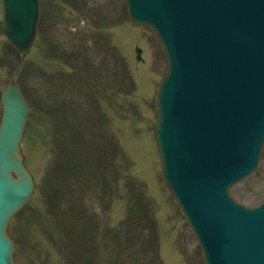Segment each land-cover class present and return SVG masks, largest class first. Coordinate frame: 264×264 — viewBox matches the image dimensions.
I'll return each mask as SVG.
<instances>
[{
    "label": "rangeland",
    "instance_id": "1",
    "mask_svg": "<svg viewBox=\"0 0 264 264\" xmlns=\"http://www.w3.org/2000/svg\"><path fill=\"white\" fill-rule=\"evenodd\" d=\"M64 1L69 2L68 0H42L38 39L35 48H32L26 56V65L23 63L19 73H17L18 63L15 52L5 39H0V90L4 89L7 81L15 76L31 104L30 127L26 133L29 139L28 142L24 141L23 149L27 157V164L26 162L25 164L31 174L34 173L35 187L30 201L13 216L8 225V234L14 242L13 259L16 264H103L102 259L105 260L104 264H137L140 259L142 264H148L146 256L140 257L132 249L144 245L147 236L145 226L139 223L135 227V224L128 221L123 227L127 230L125 234L113 233L114 230L109 227V213L105 223L100 206L89 197L87 186L82 185L84 181L88 187L93 184L86 181L87 168H98L103 165L102 151L97 145L89 143L92 130L99 131L101 127L99 129L92 126L91 118L96 116L93 114L96 110L90 108L91 98L82 92L84 88L82 80L86 77L92 79L88 76L90 73L93 74L92 70H98L101 73L102 54L97 48L92 50L95 45L93 40L90 42L91 48H88L86 42L81 44L79 37H76L73 42L65 38L66 41L63 43L56 41V32H52L51 29L56 23L51 22L48 13L51 18L53 14L47 8L55 12L59 3H63L74 17L73 19L69 17L72 25L77 19L81 20L80 14L85 13L78 7L66 5ZM81 1L83 2L79 4L87 5L88 11L100 8L95 0H88V4L85 2L87 0ZM116 6L119 7L121 17L128 20L123 0H116ZM111 7L110 4L101 7L104 9L103 16L111 14ZM94 17L97 22L99 18L96 15ZM88 20L92 26L95 24L90 16L84 19V23ZM115 22V27L110 26L100 34V42L103 47H106L109 39L111 42L114 39L120 44L126 65L119 68V78L124 80L125 88L130 89L131 76L138 88V94L147 95L152 90L151 81L155 86L165 71L163 54L149 31L140 29V32L149 40L148 47L146 39L128 22L118 19H115ZM97 24L99 23L93 26V31ZM53 41L54 44L56 41L62 47L59 57L54 55L52 44H48ZM49 47L51 49H48ZM136 47L142 50L144 60L142 66L136 63ZM150 49L156 60L155 73H153ZM77 54H80V57ZM86 65L91 72L87 73V70H90ZM54 70L59 71L60 75L51 74ZM44 71L47 75H44ZM152 73L154 79L151 80ZM43 75L49 78L45 81ZM102 84L103 82L98 80L95 86ZM58 89L60 90L57 92ZM108 93L115 98L111 105H107L103 99L104 96L101 95L96 98V104L102 107V116L109 114L111 119L107 123H111L112 128L119 130L120 125L123 127L118 132V140L121 143L118 144L124 152L122 168L140 170L139 176L136 179H130L129 182L136 190L137 196L142 199L143 205H152L156 209H161L165 215L169 216V220L175 222L176 228L168 226L163 229V232L166 234L165 237L170 244L168 247L171 250H175L176 247L183 249L179 264H203L195 237L182 217H178L175 213L174 207L168 201V193L157 177L158 166L152 147L151 119L154 117V111L151 95L146 98L148 102L143 104L145 108L139 110L144 125L140 123V126H136L135 124L138 130L131 131L125 123L121 122L132 108L126 100L132 98V95L126 97L122 92L111 88ZM104 98L107 101L112 100L109 94ZM136 98L134 96V99ZM64 104L67 105L64 107ZM129 116L131 121V114ZM43 123L47 131L43 130ZM38 127L42 134L39 133ZM128 130L131 133H128ZM45 132H47L46 137L43 136ZM112 136L109 144L113 150H115L114 147L117 150V140L114 134ZM89 151L93 156L88 155ZM79 152L83 156L79 157L77 155ZM113 162L114 160L111 166H114ZM119 163L118 160V165ZM97 176V170H95L94 179ZM114 177L115 175L109 181L113 183ZM98 187L99 184L94 186V189ZM105 191L108 193L109 188L101 189V193ZM231 195L237 202L247 206L258 204L264 198V147L257 169L234 186ZM163 196L164 199L161 202ZM120 206L119 214L124 215L128 204L126 202L124 205L120 201ZM115 210L116 203L112 209L114 221L110 222V226H116L118 223L119 216L115 215ZM177 223L181 224V230L177 228ZM152 232L156 236L155 229H152ZM137 233L140 238L137 237ZM150 237L147 240L151 242ZM61 242L64 248L61 247ZM120 242L126 243L124 250L120 249ZM70 245H76L75 250L71 251ZM173 245L176 246L173 247ZM96 249H100L101 259L94 260L92 252ZM118 250L121 252L119 253ZM154 263L161 264L158 260L150 261V264Z\"/></svg>",
    "mask_w": 264,
    "mask_h": 264
},
{
    "label": "water",
    "instance_id": "2",
    "mask_svg": "<svg viewBox=\"0 0 264 264\" xmlns=\"http://www.w3.org/2000/svg\"><path fill=\"white\" fill-rule=\"evenodd\" d=\"M3 2L4 21L0 25V33L7 36L21 56L33 39L37 14L29 18L18 11L14 0H3ZM31 2L35 7L37 6V0ZM23 10L28 14L27 6L23 7ZM145 24L150 25V21L146 19ZM247 53L251 59L249 64H252L254 57H263L264 54L263 51L255 52L251 48L247 49ZM243 70L249 71L248 66L245 65ZM2 101L4 117L0 129V237L7 246L5 261L11 264V245L4 235V226L8 217L28 199L32 185L21 168L17 155V142L24 123L25 106L13 83L3 93ZM157 108L159 117L155 126L163 176L172 185L174 195L200 235L208 263L264 264V236L253 243L248 237L239 234L236 231V224L241 213L227 199L228 188L232 184L230 178L234 182L238 176H243L255 165L262 144L261 138L264 135V124L247 133L249 126L257 125L259 122L241 126L232 122L222 128V133L215 134L216 139L225 140L229 167L226 168V174L223 173L221 177H218L217 172H213L216 169L212 167L199 170L197 182L193 185L198 189L194 192L192 185L181 176L184 175L186 178L191 175L193 165L186 164L183 170H178L183 165L182 162L185 164V159L190 156L183 149L188 148L189 143L174 142L170 148L165 149L164 137H161V133L167 132L168 111L162 104L161 96ZM173 159L180 161L175 164ZM221 163L219 165H222ZM10 170L16 173L18 181L11 179Z\"/></svg>",
    "mask_w": 264,
    "mask_h": 264
}]
</instances>
